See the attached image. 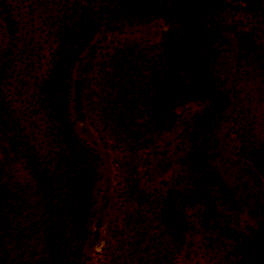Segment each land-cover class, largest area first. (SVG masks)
<instances>
[{"label":"trees","instance_id":"trees-1","mask_svg":"<svg viewBox=\"0 0 264 264\" xmlns=\"http://www.w3.org/2000/svg\"><path fill=\"white\" fill-rule=\"evenodd\" d=\"M155 20L158 44L89 51ZM81 75L115 154L101 263L194 248L201 264H264V0H0V264H91L104 162L75 114Z\"/></svg>","mask_w":264,"mask_h":264},{"label":"rangeland","instance_id":"rangeland-1","mask_svg":"<svg viewBox=\"0 0 264 264\" xmlns=\"http://www.w3.org/2000/svg\"><path fill=\"white\" fill-rule=\"evenodd\" d=\"M168 29L167 24L161 20L151 21L149 23L127 27L120 33L110 34L105 41L100 40L91 46V52L98 51L126 38H135L147 40L152 44H158L162 35ZM81 75L77 77L74 85V110L83 135L95 146L101 153L104 162V175L101 184V196L99 201V213L93 226L94 235L87 244V254L90 257L91 264H102L100 259L102 248L110 238L109 222L114 218L117 210L115 204V154L111 149L109 141L100 131L97 123L90 114L88 107L87 78ZM196 109V104L191 103L178 110L179 119L175 127L162 136L158 144L147 155V164L144 173L147 178L153 179V159L163 149L171 148L178 134L183 129L185 121L190 118ZM191 213V212H189ZM177 264H201L196 250L186 248L178 257Z\"/></svg>","mask_w":264,"mask_h":264}]
</instances>
